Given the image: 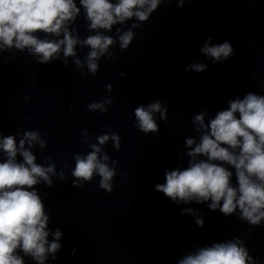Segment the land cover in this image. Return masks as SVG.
<instances>
[{"label": "clouds", "instance_id": "9594fccd", "mask_svg": "<svg viewBox=\"0 0 264 264\" xmlns=\"http://www.w3.org/2000/svg\"><path fill=\"white\" fill-rule=\"evenodd\" d=\"M172 0H0V52L25 51L37 64L60 60L63 66L69 59L76 70L95 75L99 61L113 59L117 43L126 51L136 32L149 21L152 14ZM186 0H176L183 8ZM83 12L89 35L81 38L72 27ZM132 22L127 30L124 26ZM115 32V36L111 33ZM208 37L199 47L201 55L212 63L229 60L235 53L232 44L225 40L213 44ZM89 51L81 59L77 49ZM206 63H192L185 71L201 73ZM111 92L112 85H105ZM28 97H25L27 100ZM111 97L87 105L89 111L106 113ZM168 106L157 99L134 109V127L148 135L159 132L160 121L167 122ZM207 118V119H206ZM192 124L197 136L184 140L187 166L164 170V183L154 190L163 193L177 205L207 204L209 210L219 211L225 217L237 218L253 227L264 226V95L248 92L227 101V107L213 116L206 111L194 114ZM90 151L73 156L72 187L83 188L99 177L98 187L113 191L118 161L104 151L112 141L114 149L121 148V137L111 129L96 136V143L82 133ZM19 137V139H17ZM43 150L47 142L39 129L5 135L0 131V264H26L28 257L35 264L56 261L62 250L63 231L49 228L51 215L46 210L38 185L51 188L53 178L68 180L64 169L57 172L56 162L45 157L37 162L33 149ZM111 161V163H110ZM235 177V183L233 182ZM47 195V194H45ZM181 215H191L197 227L203 228L204 217L198 209L182 208ZM51 237V240L49 239ZM71 255L76 254L73 248ZM175 264H260L250 255L245 242L238 236L210 245L193 246Z\"/></svg>", "mask_w": 264, "mask_h": 264}]
</instances>
